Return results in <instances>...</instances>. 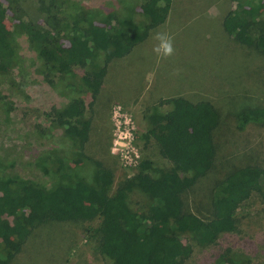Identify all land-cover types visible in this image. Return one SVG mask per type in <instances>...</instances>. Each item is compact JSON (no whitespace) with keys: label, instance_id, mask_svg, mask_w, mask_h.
Instances as JSON below:
<instances>
[{"label":"rangeland","instance_id":"rangeland-1","mask_svg":"<svg viewBox=\"0 0 264 264\" xmlns=\"http://www.w3.org/2000/svg\"><path fill=\"white\" fill-rule=\"evenodd\" d=\"M3 1L9 6L7 24L13 30L14 9L40 14L38 0ZM61 1L57 18L66 38L72 35L74 25L90 27L115 18L125 28L139 31L146 22L141 0ZM234 5L231 0H173L167 21L154 28L132 55L109 64L100 95L82 116L92 121L85 148L46 115L76 96L87 104L91 102V92L80 82L83 70L76 67L72 76L57 73L45 65L26 34L14 31L16 65L8 73L0 72V180L32 181L47 190L76 179L95 186V160L114 171L111 192L132 179L143 160L151 162L149 172L160 178L173 163L149 135L150 115L172 110L173 102L165 99L179 95L192 100L210 99L221 115L215 132L217 160L209 175L199 178L186 194V208L209 217L211 189L217 181L247 164L264 167V122L250 123L245 130L238 128L240 111L264 106V55L225 31L222 21ZM252 31H264V7ZM156 32L173 38L172 56L161 58L153 51L159 43L153 38ZM104 60L105 52L97 51L87 70L100 67ZM57 155L72 161L73 176L58 171ZM126 193L133 211L151 213V195L133 185ZM236 218L238 232L222 233L207 246L198 244L191 233L175 231L193 248L189 264H264L261 194L255 192L243 202ZM99 223L100 219L43 224L34 229L12 264H113V258L99 251L91 231ZM1 250L9 251L4 246Z\"/></svg>","mask_w":264,"mask_h":264},{"label":"trees","instance_id":"trees-1","mask_svg":"<svg viewBox=\"0 0 264 264\" xmlns=\"http://www.w3.org/2000/svg\"><path fill=\"white\" fill-rule=\"evenodd\" d=\"M231 1L235 5L222 21L225 31L239 43L255 47L264 55V31L257 34L252 31L264 1ZM38 3L40 14L36 16L14 9L13 30L7 24L9 6L0 0V72L8 73L16 65L14 31L26 34L45 65L57 73L72 76L76 67L81 68L80 82L91 92V102L87 104L85 99L76 96L61 109L53 108L46 115L52 117L65 134L78 138L85 148L90 140L92 121L83 120L82 116L100 95L109 64L132 55L154 28L164 24L173 0H141L140 9L146 22L139 31L127 29L112 18L105 24L90 27L74 25L72 35L67 38L57 18L63 1L38 0ZM100 50L105 52L103 64L87 70ZM165 101L173 102L174 108L163 115L151 114L149 130L161 154L173 163L160 178L149 172L151 162L143 160L141 169L132 179L111 192L115 173L103 161L95 160L98 171L95 186L76 179L68 185L47 190L32 181L0 180V246L9 249L5 253L1 250L3 246L0 248V264H12L34 229L50 221L100 219L99 225L91 231L96 236L97 248L113 258V264H189L193 248L175 231L191 233L202 246L214 244L222 233L238 232L236 214L241 204L255 192L264 198V167L247 164L217 181L211 189L209 217L187 209L186 194L199 178L209 175L216 163L215 132L221 115L210 99L192 100L179 95ZM263 122L264 106L238 113L240 130H245L250 123ZM56 159L58 171L64 176H73L72 161L60 155ZM190 172L194 175L183 174ZM131 185L152 196L149 215L129 207L126 190Z\"/></svg>","mask_w":264,"mask_h":264},{"label":"clouds","instance_id":"clouds-1","mask_svg":"<svg viewBox=\"0 0 264 264\" xmlns=\"http://www.w3.org/2000/svg\"><path fill=\"white\" fill-rule=\"evenodd\" d=\"M159 6V5H158ZM159 43L153 48V51L161 58H167L174 54L173 38L167 33L156 32L154 37Z\"/></svg>","mask_w":264,"mask_h":264}]
</instances>
